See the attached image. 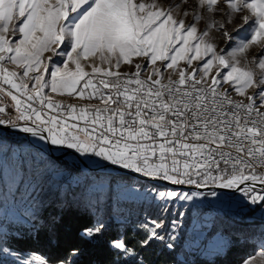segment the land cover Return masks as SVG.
I'll use <instances>...</instances> for the list:
<instances>
[{
  "label": "snow or ice",
  "instance_id": "snow-or-ice-1",
  "mask_svg": "<svg viewBox=\"0 0 264 264\" xmlns=\"http://www.w3.org/2000/svg\"><path fill=\"white\" fill-rule=\"evenodd\" d=\"M213 29L226 42L238 30L248 35L225 53L208 38ZM253 48L260 55L249 60ZM45 89L84 103L64 105ZM0 93L23 131L52 145L174 185L236 189L264 206V191L255 190L264 186V0H192L191 11L188 0H0ZM8 110L0 103V113ZM151 223L140 249L163 240V221ZM104 228L98 222L79 235L96 243ZM110 244L134 252L123 239ZM81 251L73 246L55 264H76ZM240 264H254L251 254Z\"/></svg>",
  "mask_w": 264,
  "mask_h": 264
},
{
  "label": "rangeland",
  "instance_id": "rangeland-1",
  "mask_svg": "<svg viewBox=\"0 0 264 264\" xmlns=\"http://www.w3.org/2000/svg\"><path fill=\"white\" fill-rule=\"evenodd\" d=\"M169 2L157 0V4L164 7ZM188 4L191 11L192 0H188ZM191 19L190 14L186 22ZM216 19L220 20L221 16L217 15ZM207 22L205 14V18L198 21V27L203 29ZM235 23L239 21L227 26L230 32ZM238 32V35L233 32L232 41L226 42L213 29L208 38L226 53L248 35L246 30ZM253 55L259 56V50L250 49L248 59ZM62 59L54 57V63H62ZM133 59L139 62V58ZM241 61L246 63L244 58ZM6 66L14 67L10 64ZM124 70L128 69L125 67ZM148 70L150 65L145 73ZM45 92L64 105L77 104L79 108L84 103L75 95L50 93L49 89H45ZM0 103L7 104L9 108L6 113H0V119H10L15 124L26 123L17 120L18 114L10 97L6 98L0 93ZM35 106L39 108L38 104ZM27 124L31 125V122ZM7 125L11 124L2 126ZM44 135L47 136V132ZM41 140L51 145L49 139ZM56 146L67 148L64 145ZM70 150L89 167H101L89 171L68 155L35 146L23 128L0 130V264H41V261L50 264L42 254L18 253L7 242L11 235L19 234L20 228H35L43 224L44 214L51 212L54 205L59 210H66L72 204L90 210L96 224L99 222L105 225L103 233L111 230L122 233L126 226L135 229L141 227L147 231L153 227V220H162L163 225L157 232L163 237L162 242L166 247L171 244V248L177 251L181 261L201 259L213 262L216 256H223L234 243H238L248 249L244 256L251 254L254 264H264V257L261 256L264 250L260 247L264 234V206L256 211L255 217L250 216V213L243 219L241 214L258 204H253L236 189L200 191L189 188L197 185H174L169 181L145 177L135 171L127 172L120 165H113L91 153L82 154L75 149ZM255 190L264 191L256 187ZM167 191L181 194L187 192L190 195L195 192L201 195L193 196L191 200L164 199L159 196L160 192ZM212 192L216 196H212ZM255 218L261 223L252 222ZM144 225H147V229ZM234 235L237 242L233 239Z\"/></svg>",
  "mask_w": 264,
  "mask_h": 264
},
{
  "label": "trees",
  "instance_id": "trees-1",
  "mask_svg": "<svg viewBox=\"0 0 264 264\" xmlns=\"http://www.w3.org/2000/svg\"><path fill=\"white\" fill-rule=\"evenodd\" d=\"M208 185H211L209 183ZM193 186V185H192ZM263 206L256 205L241 214L244 219L255 217L256 211ZM81 208V209H80ZM57 205L53 210L43 216V224L38 227H25L18 230V235H11L8 240L9 247L18 253L42 254L50 264H55L58 259L66 256L73 246L81 248V255L76 259V264H240L241 257L248 251L242 245L234 243L223 256H216L213 262L205 260L181 261L174 248H168L162 241L155 240L148 247L140 249L138 241L145 238L147 231L144 228L126 226L123 232L111 230L104 232L96 243H88L81 239L80 232L83 228L96 225L94 215L90 210H84L74 204L66 210H59ZM255 218L252 222H257ZM261 223V222H257ZM234 241H238L236 235ZM123 239L134 252L125 256L122 250H116L109 244L113 240Z\"/></svg>",
  "mask_w": 264,
  "mask_h": 264
},
{
  "label": "water",
  "instance_id": "water-1",
  "mask_svg": "<svg viewBox=\"0 0 264 264\" xmlns=\"http://www.w3.org/2000/svg\"><path fill=\"white\" fill-rule=\"evenodd\" d=\"M16 125H17L16 127H13L12 125H7V126L0 125V130H6V131H8V130H18V129H22L23 126L25 125V123L16 124ZM28 125L31 126L30 124H28ZM27 135L30 137V140L32 142L37 137V136H33L31 133H27ZM33 144L36 145V143H34V142H33ZM47 145H48V148H49L50 152L51 151L52 152H58V153L60 152V153H63L64 155L72 156V157L75 158V160L78 163L82 164V166L84 168H86L87 170H89V171L95 170V168L101 167V165H96L95 167H89L86 163H84V161L81 158L78 157V155L75 152H73L70 149L61 148V147H58V146L52 145V144L50 145L49 143H47ZM255 187L256 188H259L261 190H264V186H261L259 183H257ZM189 188L198 189L200 191H211V190H218V191H225V190H227V191H230V190H233V189H227V188H220V187H218L217 185H214V184H211L210 186H206V187H199V186H197V187H189Z\"/></svg>",
  "mask_w": 264,
  "mask_h": 264
},
{
  "label": "bare ground",
  "instance_id": "bare-ground-1",
  "mask_svg": "<svg viewBox=\"0 0 264 264\" xmlns=\"http://www.w3.org/2000/svg\"><path fill=\"white\" fill-rule=\"evenodd\" d=\"M35 138V137H34ZM32 142V141H31ZM33 142L34 143H36V145L35 146H39V147H41V148H43L44 150H48V151H50L49 150V148H48V145H47V143H45V142H43L40 138H39V136H37L36 138H35V140H33ZM32 142V143H33ZM73 160H75V158L74 157H72V156H70Z\"/></svg>",
  "mask_w": 264,
  "mask_h": 264
},
{
  "label": "built area",
  "instance_id": "built-area-1",
  "mask_svg": "<svg viewBox=\"0 0 264 264\" xmlns=\"http://www.w3.org/2000/svg\"><path fill=\"white\" fill-rule=\"evenodd\" d=\"M132 171H133V170H131V169H127V172H130V173H131Z\"/></svg>",
  "mask_w": 264,
  "mask_h": 264
}]
</instances>
